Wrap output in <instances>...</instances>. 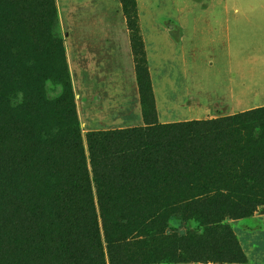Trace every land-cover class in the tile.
Here are the masks:
<instances>
[{
  "label": "trees",
  "instance_id": "16d2710c",
  "mask_svg": "<svg viewBox=\"0 0 264 264\" xmlns=\"http://www.w3.org/2000/svg\"><path fill=\"white\" fill-rule=\"evenodd\" d=\"M132 1L128 8L126 0H119L128 31L135 33ZM133 54L139 94L153 101L147 67H140L136 59L141 54L135 49ZM143 121V127L90 134L87 156L74 133L22 129L14 133L13 147L3 154L0 140L2 229L13 249L12 264H40V245L50 227L62 230L61 243L53 244L61 258H82L75 235L79 217L91 239V251L84 252V259L103 264L101 249L91 237L95 204L109 261L123 264L115 249L130 245L122 236L126 230L121 229V238H113L111 224L128 205L138 215L154 217L163 215L165 203L175 199L205 195L245 201L256 188L264 197V106L218 119L174 123H158L144 113ZM19 141L25 143L21 148L16 145ZM122 203L125 208L119 206ZM240 210L242 216L250 212ZM46 245L49 255L52 242ZM47 259L50 263L51 255Z\"/></svg>",
  "mask_w": 264,
  "mask_h": 264
},
{
  "label": "rangeland",
  "instance_id": "374dc122",
  "mask_svg": "<svg viewBox=\"0 0 264 264\" xmlns=\"http://www.w3.org/2000/svg\"><path fill=\"white\" fill-rule=\"evenodd\" d=\"M134 1V22L137 28L135 33H131L118 0L133 64L135 49L136 53L141 54L136 57L140 67L146 68L144 37L147 39L150 35L147 32L150 29L147 20L151 17H177L176 8L184 3L189 5L201 2L261 0H143L145 2L139 10L142 21L139 20L136 0ZM132 2L126 0L128 8ZM162 24L165 28H171L170 21L166 19ZM66 33L65 26L60 21L57 0H0V126L3 127L0 128L3 133L0 140L4 144L1 148L2 154L4 150L13 147L14 133L22 129L32 128L36 132L43 130L45 133H74L79 137L87 156V138L90 134L143 127L144 113L147 118L158 122L154 99L152 101L149 97L141 98L136 75L135 83L131 87L133 94L128 99V108L125 110L109 105L106 97L98 99L93 95L88 99V96H84L82 69L79 68L78 72L73 69V65L82 63L83 53L80 49L83 43L68 42ZM141 100L145 109L142 108ZM89 101L92 102L91 105ZM236 113L240 112L233 114ZM233 114L227 115L226 110L217 108L216 114L200 120L218 119ZM118 116H130L131 121L129 124L112 127V120ZM16 145L21 148L25 143L19 141ZM2 156L5 160V156ZM29 156L32 157L31 154ZM248 197L250 198L245 201L236 198L220 201L205 195L187 200L175 199L165 203L166 210L163 215L154 217L138 215L134 210H129L132 207L128 205L129 209L120 210L111 224L115 232L113 238H121L120 232L124 227L126 231L122 236L130 244L126 248L116 246L117 259L120 258L119 263L123 264H264V197L259 194L258 188L253 189ZM246 201L247 205L243 204ZM122 205L123 203L119 204ZM241 207L248 208L249 214L239 215ZM94 213L96 216L92 219L94 232L91 237L101 249L103 264H111L96 204ZM2 216L0 202V264H12L16 260L9 240L3 236ZM79 221L75 235L82 250V258H61L53 244L61 243L62 230L50 227L40 245V264H91L84 259V252L91 251L89 230L80 217ZM128 233L130 236H127ZM48 242H52L50 263L46 251Z\"/></svg>",
  "mask_w": 264,
  "mask_h": 264
},
{
  "label": "crops",
  "instance_id": "0c3cea01",
  "mask_svg": "<svg viewBox=\"0 0 264 264\" xmlns=\"http://www.w3.org/2000/svg\"><path fill=\"white\" fill-rule=\"evenodd\" d=\"M144 2L136 0L140 21ZM57 5L66 40L83 43L82 63L72 64L75 72L82 69L83 95L128 108L135 72L118 0H57ZM176 10L177 17L147 20L150 35L144 37L157 121L200 120L217 108L229 115L264 106V0L184 3ZM165 19L171 28L163 27ZM130 121L118 116L111 126Z\"/></svg>",
  "mask_w": 264,
  "mask_h": 264
}]
</instances>
